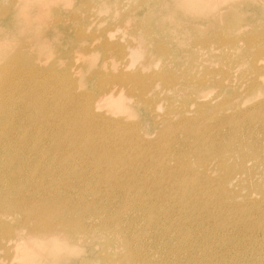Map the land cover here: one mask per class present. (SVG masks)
Wrapping results in <instances>:
<instances>
[{"label":"bare ground","instance_id":"obj_1","mask_svg":"<svg viewBox=\"0 0 264 264\" xmlns=\"http://www.w3.org/2000/svg\"><path fill=\"white\" fill-rule=\"evenodd\" d=\"M169 2L216 68L196 74L187 50L176 72L172 36L96 45L77 10L114 9L135 35L150 23L113 0H0V264H264V0ZM83 57L101 69L84 78ZM38 78L59 102L21 96ZM137 103L152 138L123 121Z\"/></svg>","mask_w":264,"mask_h":264},{"label":"rangeland","instance_id":"obj_2","mask_svg":"<svg viewBox=\"0 0 264 264\" xmlns=\"http://www.w3.org/2000/svg\"><path fill=\"white\" fill-rule=\"evenodd\" d=\"M113 2L119 3V7H117V9L120 14H125V13L135 14L136 17L139 18L137 20L141 21L148 19L150 23L147 25L145 22V28L138 30L137 35H135L130 32L129 26L125 25V22L122 20V18L119 17L118 14H113V11L118 13L114 9H112L113 11L97 10L89 13L88 12L83 13L80 10H77L75 14L79 15V17L81 18L84 17L83 19H86L87 21L86 24L84 23H79V24H81V26L84 27L85 34L87 33L94 34L95 39H91V40H94L96 45H99L100 43H104L103 42V38H104L106 43H108L109 47H111L109 53L113 54L120 48H123V50L128 48L127 45L130 43V41H135L145 44V42H149L150 40H152V38L156 34L160 35L161 37L172 36L173 37L172 40H170V38H167L170 41V44L169 43L168 44L170 45V47L172 46L174 47V49L176 50L175 56L178 57L180 61L179 64H175V63L173 64V69L178 73L186 72V69L190 64L189 63L190 60L189 57L186 55V51L193 50L197 52V50L192 47L193 40L190 37H187L186 33L184 34L183 32H181V30H183L181 26H183L185 23L184 22L177 23L176 21L173 20V13H171L168 10V6L170 3L169 0H113ZM234 12L237 15V20H238L237 23L242 22L244 20L243 17L246 16L245 14H247L248 17H252V18L260 14L259 12L255 13V11H251V10H246L244 12L235 10ZM66 13L67 10L65 11V14ZM72 14L73 13H70V15ZM219 20L224 21L222 14L219 16ZM174 26H179V27L175 29ZM150 28L155 32V34H153L151 30H149ZM145 32L147 33L150 32L152 35L151 36L148 35L149 38L143 41H138V35H139L138 33H145ZM200 37H202V34H198L196 36V38H200ZM88 41L90 40H87L86 42ZM149 46H152V44H149ZM197 53H198L197 56L194 57L196 63L195 64L196 74L201 73L202 71L205 70V68H216L218 64L216 60L210 61L206 58V56L200 54L199 52ZM38 58L39 61H37V63L43 67L41 69L45 70L50 66L51 62L55 60L56 53L51 51V53L47 56L39 54ZM81 60L83 61L84 64L87 63L86 64L87 66L84 71L85 74L84 78L87 77V75L92 76L94 70L101 69V66H99L100 64L99 59L92 60V58L90 57L87 58L83 57ZM62 65L63 64L61 63L59 70H61ZM240 68L241 67L239 66L238 69ZM237 74L238 72L236 73L235 77L233 76L236 81L238 80ZM242 80L243 79H241L240 81ZM31 89L39 90L38 92L45 93L47 102H48L47 99L48 96L51 97L52 100L54 101L57 100V102H59V97L57 96L58 95L57 90H54L52 87L46 89L45 85H43L42 82H40V78H38V80H36L34 83L27 85L20 84V86L18 87V91L23 97L28 96V94H30L28 93V91ZM87 90L91 91L92 93H95L96 89L93 87L92 84L87 83L86 85L81 86L80 89L77 90V92L82 93L83 91H87ZM215 91H216L215 88L210 87V94L214 93ZM247 97H252V95H248ZM67 101H70V103H75V105L78 108H80L78 104H82L81 102L83 100L82 98H74L72 95H70ZM251 101L252 100H246L247 103ZM60 102H63V98H60ZM180 102H181L180 96H176L174 98V104L178 105L180 104ZM59 106L60 104H56L53 109L57 111ZM141 106L142 105L138 103L135 104L134 108L131 109L132 111H134L133 114H128V117L124 116L125 118H123V121H125V123L131 122V124L132 122H136V121L140 122L142 125L141 132L144 134L145 138L147 139L152 138L156 135L158 129L156 126L153 125V123H151V121H145L140 110ZM42 108L44 107L41 106L38 109V113L41 111ZM80 109H82V106ZM99 109H100V113L102 114L105 108H99ZM107 115L111 116L110 113H108ZM121 116L122 115L116 116V118ZM49 124L50 123H48V126ZM111 130L112 132H110V134H112L113 136L117 135L120 132V128L118 127L112 128ZM125 131H123V134L125 133ZM121 139L125 141L126 136L124 135L123 138ZM134 152L138 154V160L145 159V157L143 156L144 157L143 158L142 155L140 154V150L138 148H136Z\"/></svg>","mask_w":264,"mask_h":264}]
</instances>
